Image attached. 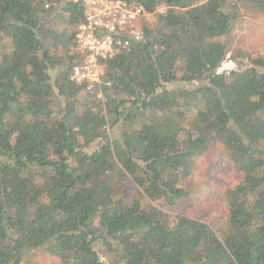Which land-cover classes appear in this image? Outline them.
<instances>
[{
    "label": "trees",
    "instance_id": "1",
    "mask_svg": "<svg viewBox=\"0 0 264 264\" xmlns=\"http://www.w3.org/2000/svg\"><path fill=\"white\" fill-rule=\"evenodd\" d=\"M139 1L154 24L104 62L97 99L70 75L82 9L0 0V264L39 249L60 264H264V54L219 72L245 57L226 0ZM212 146L239 180L224 218L173 217Z\"/></svg>",
    "mask_w": 264,
    "mask_h": 264
},
{
    "label": "rangeland",
    "instance_id": "2",
    "mask_svg": "<svg viewBox=\"0 0 264 264\" xmlns=\"http://www.w3.org/2000/svg\"><path fill=\"white\" fill-rule=\"evenodd\" d=\"M206 1V0H199ZM233 7L237 19L233 23L230 39L235 53L244 55V58L233 59L227 55L219 72L241 70L252 67L249 56L256 59L264 54V16L245 0H226ZM154 24V17L148 21V29ZM1 53V48H0ZM200 84L174 83L166 86L167 90L180 87L192 88ZM191 173L189 174L184 189L188 195L178 201L171 215L173 217L185 216L187 218L203 222L209 226L220 223L224 218V205L232 189L239 181L237 174L228 161L227 152L219 146H212L202 155L192 161ZM134 174L139 171L131 169ZM126 173V172H125ZM121 180L120 188L125 194L131 196L137 191L132 177L126 173ZM238 180V181H237ZM163 211H167L163 202L153 204ZM96 249L100 252L99 246ZM27 261V260H26ZM28 264H60L59 260L51 257L44 249L33 251L29 254Z\"/></svg>",
    "mask_w": 264,
    "mask_h": 264
},
{
    "label": "built area",
    "instance_id": "3",
    "mask_svg": "<svg viewBox=\"0 0 264 264\" xmlns=\"http://www.w3.org/2000/svg\"><path fill=\"white\" fill-rule=\"evenodd\" d=\"M37 1L45 11L68 3L82 9V20L73 29L77 59L71 68V80L101 99L104 62L145 43L148 21L153 13L146 11L139 0Z\"/></svg>",
    "mask_w": 264,
    "mask_h": 264
}]
</instances>
